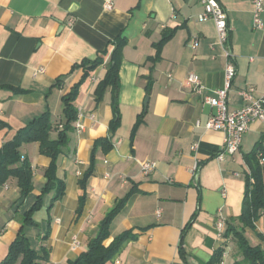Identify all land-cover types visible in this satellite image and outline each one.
Listing matches in <instances>:
<instances>
[{
	"label": "crops",
	"instance_id": "obj_1",
	"mask_svg": "<svg viewBox=\"0 0 264 264\" xmlns=\"http://www.w3.org/2000/svg\"><path fill=\"white\" fill-rule=\"evenodd\" d=\"M105 1L0 0V147L45 112L50 113V137L56 139L65 122L63 96L84 75L79 64L111 49L119 34L127 38L119 71V124L110 130L112 87L100 101L95 94L108 69L107 56L80 87L78 116L57 160L65 193L52 207L55 191L44 196L34 214L37 225L26 227L32 245L47 248L46 264H69L88 248L116 201L135 188L105 243L127 230L136 237L107 264H209L220 247L225 248L222 264H248L233 236L219 234L217 221L222 213L228 225L242 212L249 173L244 153L264 139V121L254 122L246 133L249 149L242 145L219 160L225 134L205 127L215 108L194 92L188 75L199 74L210 94L222 88L230 47L237 68L230 108L243 105L244 89L254 88L256 97L264 93V27L254 28L253 0H219L228 14L226 44L219 43L213 20H199L200 0H112L110 8ZM171 29L173 36L158 53L156 43ZM106 137L112 145L107 151L98 143ZM20 152L31 164L34 189L22 199L15 177L0 188V262L22 226V215L48 181L51 158L40 152V143L24 142ZM93 154L94 170L83 187ZM147 161L156 162L149 174L141 167ZM245 233L252 245L264 247V213L256 229Z\"/></svg>",
	"mask_w": 264,
	"mask_h": 264
},
{
	"label": "trees",
	"instance_id": "obj_2",
	"mask_svg": "<svg viewBox=\"0 0 264 264\" xmlns=\"http://www.w3.org/2000/svg\"><path fill=\"white\" fill-rule=\"evenodd\" d=\"M175 29L168 30L164 33L162 39L156 43L158 53H160L163 45L173 36ZM127 44V38L121 33L113 41H111V49L107 48L100 52L94 60L84 59L79 65L84 67V75L70 90L69 93L63 96L65 122L60 129L58 137L52 139L50 131L52 129L50 121V113L45 112L39 117L32 120L25 128L18 131L15 137L6 142L0 147V185L4 184L10 177L17 178L18 186L20 187L21 198L28 196L34 189L32 178L33 172L31 164L28 160H23L20 152V146L24 142L40 143V152L51 158V163L45 171L48 179L42 189V192L37 195L33 205L22 215V226L17 232L15 239L9 246L6 257L0 264H46L49 259V251L45 246L40 249L32 245L30 238L27 235L26 227L36 226L34 214L43 206L44 196L52 191L55 194L52 198L50 207L54 202L63 197L65 193V182L57 175V160L63 148L68 144V131L73 129V123L78 116V109L75 106V101L78 97L80 87L91 70L105 63L106 57H109L108 69L104 78L98 83L95 94L97 101L102 100L105 91L112 87L113 89V104L115 117L110 123V130L113 132L119 124L118 96L120 88V65L123 60V50ZM160 55L156 57V59ZM19 92L20 89H15ZM140 120L135 124L132 135L138 127ZM98 143L102 144L107 151L111 148L110 139L108 137L101 138ZM96 148V147H95ZM245 161L249 167V173L246 177V191L243 200L242 212L236 218L239 221L237 225L234 221L228 222L225 236H233L239 251L243 256V261L248 264H264V247L260 244L252 245L246 236L245 229H256V221L261 213H264V139L256 142L250 152L244 153ZM95 164V155H92L91 164L86 171L81 185L86 187L88 178L92 175ZM136 192L133 188L126 196L116 201L115 205L108 211L106 216L99 224L97 234L91 238L88 248L74 260H69V264H107L118 253L122 245L136 236L132 230H127L116 236L109 244L106 240L110 237V227L114 218L124 208L129 197ZM85 195L80 199L78 211L81 212L85 203ZM200 209L198 206L197 211ZM49 230L43 238H48ZM182 255L183 249H181ZM225 248L220 247L213 254L209 264H222ZM187 263V261H186ZM236 264H239L236 262Z\"/></svg>",
	"mask_w": 264,
	"mask_h": 264
},
{
	"label": "built area",
	"instance_id": "obj_3",
	"mask_svg": "<svg viewBox=\"0 0 264 264\" xmlns=\"http://www.w3.org/2000/svg\"><path fill=\"white\" fill-rule=\"evenodd\" d=\"M204 10L199 14L200 21L213 20L216 25L218 41L220 44H226L229 41V26L228 14L224 6L219 0H200ZM113 1L106 0L105 6L112 7ZM253 25L256 29H262L264 22L262 13L264 12V0H253ZM73 20L69 21L72 24ZM197 41L192 43L196 46ZM226 56L228 61L226 63L225 74L226 80L222 88L215 90L212 94L207 92L201 77L197 73H190L188 75V83L192 86L194 92L203 96L204 101L211 107L215 108V112L208 118L205 123L207 129L222 130L225 134L224 145L221 151L217 153L219 160H224L228 155H234L239 152L246 133L251 129V126L256 121H264V93L260 97L253 94L254 88L242 90L241 96L244 103L237 109H231L229 106V92L232 86L233 79L236 76L237 68L234 62V56L230 47L226 49ZM200 125V122H197ZM77 128L81 131L84 126L77 120ZM60 128L63 124L59 125ZM197 148V144L193 146ZM264 163V159L261 160ZM142 170L145 174L151 173L156 167V162L147 161L141 164ZM81 174V172H79ZM7 188V184L0 185V188ZM217 229L220 235H224L227 229V220L225 216L220 213L217 221ZM74 244L78 246L80 241L74 237ZM119 263V261H117Z\"/></svg>",
	"mask_w": 264,
	"mask_h": 264
},
{
	"label": "rangeland",
	"instance_id": "obj_4",
	"mask_svg": "<svg viewBox=\"0 0 264 264\" xmlns=\"http://www.w3.org/2000/svg\"><path fill=\"white\" fill-rule=\"evenodd\" d=\"M245 136H246V135H245ZM245 144H246V142H245V137H244V140H243V144H242V145L244 146L245 149H249V148H248L249 146H247V145L245 146Z\"/></svg>",
	"mask_w": 264,
	"mask_h": 264
}]
</instances>
